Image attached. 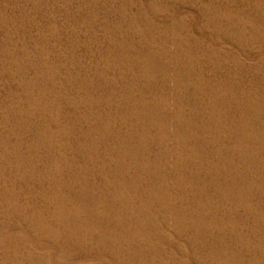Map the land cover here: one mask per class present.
<instances>
[{
  "label": "rangeland",
  "instance_id": "obj_1",
  "mask_svg": "<svg viewBox=\"0 0 264 264\" xmlns=\"http://www.w3.org/2000/svg\"><path fill=\"white\" fill-rule=\"evenodd\" d=\"M0 264H264V0H0Z\"/></svg>",
  "mask_w": 264,
  "mask_h": 264
}]
</instances>
